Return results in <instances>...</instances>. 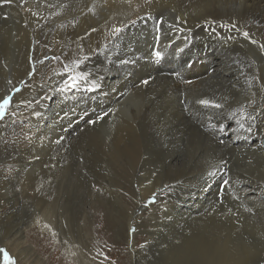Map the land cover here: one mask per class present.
Returning <instances> with one entry per match:
<instances>
[{"label":"rangeland","instance_id":"obj_1","mask_svg":"<svg viewBox=\"0 0 264 264\" xmlns=\"http://www.w3.org/2000/svg\"><path fill=\"white\" fill-rule=\"evenodd\" d=\"M45 1L48 2V0ZM242 1L149 0L145 3V0H136L130 12L125 13L128 16L122 19L118 14L106 16L107 18L99 16V12L107 9L105 7L108 5L106 0H71L69 8L66 10L69 12L61 10L63 15H69L70 20H62L60 23L56 21L52 25L54 31L58 28L57 26L63 31H67L66 28H72L66 37L68 39L62 46V50H54L48 46L42 47L44 37L34 31L29 37L33 36L28 38L33 40L28 45L29 49L27 48L28 60L26 62H28L24 64L16 61L22 55L20 52H24V48L22 49L19 45V51L15 42L20 35L24 37L21 31L23 28L29 27L36 30L43 21L38 16L24 21V16L20 12L29 4L31 5L30 10L34 9L37 4L32 3L31 0H11V3H4L0 0V102L11 97L7 110L0 118V264H31L34 260L33 258L27 260L29 254L26 255L21 249L15 252L5 243L13 242H8L10 238H13V231L16 227L12 225L29 224L33 217H39L38 200H40V208L51 206L59 209L63 219L69 223L68 226H72V229L75 228L74 232L78 235L86 236L85 245L87 249L93 251L92 255L94 259L97 258L95 261L98 264H219L215 260L222 256L223 264H264V155L249 159L246 155L235 154L233 150H227L225 147L220 149V146L217 145L218 147L214 146L211 154L203 157L202 163H206L207 166H198L194 164L192 156L195 150L194 140L181 142L179 146H175V151L172 142L163 138L166 135L160 127L161 125L159 124V130L157 128L154 130L148 123H137L139 128L136 125L135 130L124 131H121L120 128L106 130L109 126H105L106 131L102 133V137L91 139L78 148L74 145V138L84 130L86 125L102 124L106 117L119 113L122 109L121 103L125 102L126 105H131L145 99L153 101L161 98L160 94L165 89L170 90L172 94L170 102L171 104L174 102L172 105L176 107L175 109L184 114L192 125H198L197 128L203 132V136L204 134L207 136L206 129L219 127L220 131L224 130L220 133V135L223 134V142L232 143L236 148L238 146L237 149L247 150L256 141L258 142L254 144L256 147L261 144L264 145V47H262L264 46V32L260 29H254L250 25L249 19L244 17L245 15L242 13L244 1ZM165 6L171 7L170 14L164 10ZM234 9H238V11ZM105 11L109 12L108 10ZM166 16H169L172 21L169 26L163 25ZM84 21L86 22L84 23ZM109 24H116V31L112 33L111 38H107V44H104L99 39L98 34ZM164 27L174 31V37L166 36L165 31H163ZM73 29L74 31H72ZM244 33L248 35L245 36ZM46 38L50 45L56 42L52 35H47ZM170 40L175 41L174 45L175 47L177 45V51L172 50V47L169 46ZM79 51L81 52L78 53ZM157 51L161 53L160 58L155 55ZM213 51L222 58L223 68L232 72L235 71L239 75L240 79L238 78V80L245 85L237 97L224 87L223 95L220 87L217 86L202 84L195 91H191L187 87L182 88L186 83L180 82H185L188 79L194 81L195 78L198 79L201 76L202 78L198 79L197 82H212L209 79H216L211 75L205 76L213 64L211 59ZM85 57L87 59H84ZM78 61L83 62L77 67L76 62ZM25 65H29L30 69L24 75ZM169 67L170 69H168ZM191 71L200 73V75L194 77ZM78 73H83L86 78H79ZM162 74L177 77L176 81L175 78L164 77ZM109 76H112L113 80L109 79ZM72 77H77L75 87L71 86ZM177 81L182 88L181 91L179 88L173 87V83ZM159 82H163V84H159ZM141 88L143 89L139 92ZM50 93L58 96L55 103L49 102L48 94ZM193 93L197 95V98ZM205 98L208 101L206 105L201 103L203 99V101L206 100ZM212 101L214 106H222L223 112L218 108L210 107ZM126 109L129 108L126 107ZM104 111L107 114H102L105 113ZM163 111L165 110L163 109ZM90 112L95 115L93 118L90 115L89 118L87 114H80ZM199 112L206 113L212 118L210 119L206 114L207 118L201 120L195 118ZM209 112H213L212 115ZM99 113L101 115H98ZM125 114L129 113L125 110L122 116H126ZM52 117L53 119L56 117L58 120L55 123L56 132L54 131L53 138L58 135L63 139L53 142L61 146L51 144L52 149H57L53 155L56 160L63 155L62 163L66 164L68 168L63 173L64 181H57L56 183L57 178L54 177L51 182L46 184V176L40 170L41 168L36 171L30 169L41 159L34 154L33 142L37 134L33 135L28 127L30 123L45 118H50L53 122ZM161 119H164V116H161ZM9 120L12 121L10 125L7 123ZM82 120H85V123ZM135 120L141 121L138 118ZM129 121L131 124L135 123L132 118ZM114 124L116 125V123ZM141 124L145 126V129ZM211 125L212 127H210ZM73 128L75 129L71 132L72 136L67 137L66 132ZM118 139H123L126 147L122 145L120 150L117 148L118 146L115 145V147L113 142ZM72 145L74 146L72 147ZM168 145L171 146L168 147ZM137 147L142 148V151ZM27 152L29 153L28 156ZM115 152L119 153L116 154ZM106 153H112V155ZM173 154L179 155L182 161L184 160V167L172 164L176 160L175 157H172ZM138 156L141 158H138L139 161L136 158ZM16 161L17 164H15ZM43 164L42 168L45 169V161ZM144 165L148 167H144ZM19 171L31 173L32 178L30 176L29 178L32 182L43 180L42 183L44 184L40 186V189H36L34 185L28 186V188L30 187L29 191L28 189L25 191L20 187L19 182H16V172ZM171 175L172 177L175 176L172 178ZM9 177H15L11 184L8 183ZM207 182L212 186L211 190H214V193L211 194L213 197L209 196L206 200L202 199L199 202L202 196H207L209 193L207 195L203 193ZM246 185L253 189V194L245 195L242 192V187H247ZM26 193L31 196L26 195ZM48 198H50L51 203ZM140 199L142 200L140 201ZM8 211L12 214L17 212L10 219L9 216H6ZM34 211L36 212L35 216ZM201 220L202 222H200ZM79 223L82 225L79 226ZM88 223L92 225L93 232L88 230ZM93 225H98L101 230V233H97V237L95 236L96 238L94 237L95 234L93 235L95 231ZM127 227H134L137 230L140 245L146 241L137 256L131 253V246L127 243V238L133 234L128 231ZM34 229L28 231L27 240L33 247L34 254L40 257L41 264H49V257L53 254L57 258L65 257L62 249L59 251L55 249V242L46 247L49 239L45 234H35ZM162 231L163 233H161ZM95 243L100 246L95 245ZM203 243L205 244L203 245ZM90 244L92 245L90 246ZM94 250H97L99 254L95 253ZM66 258L67 256L62 258L61 264L68 262V264H77L68 258L66 260Z\"/></svg>","mask_w":264,"mask_h":264},{"label":"bare ground","instance_id":"obj_2","mask_svg":"<svg viewBox=\"0 0 264 264\" xmlns=\"http://www.w3.org/2000/svg\"><path fill=\"white\" fill-rule=\"evenodd\" d=\"M32 1V3L34 2V3H36L37 5L35 6V8L34 9H31L30 10V8H31V5L29 4L28 5V7H25V8H23V10L20 12V13H22V15L24 16V21H28V20H30V19H32L33 17H35V16H38L43 22H42V25L39 27V28H37L36 30H32V29H30L29 27H25V28H23V30H21L22 32H23V35H24V37L23 36H21L20 35V37H19V39L15 42V46L19 49V51H20V46L22 47V49L24 48V52L23 51H21L20 53H22V55H20L19 57H18V59L16 60L18 63H24V64H27V62H26V60H28L27 59V55H28V50H27V48H28V45L32 42V40L33 39H31V40H29L28 38H31V37H29V35L31 34V33H33L34 31H36V32H38L39 34H41L43 37H44V39L42 40V47L44 46V48H46L47 46L48 47H51V48H53L54 50H62V46L65 44V41L68 39H66V37H67V35L68 34H70L69 32L71 31V29H67L66 28V30L67 31H63V30H61V29H59L60 27L59 26H57L58 28L54 31V28H53V24L57 21L58 23H60L62 20H65V21H69L70 20V17H69V15L68 14H66V15H63V12H61V10H67L68 8H69V4H70V1L71 0H48V2H46L45 0H41V1H33V0H31ZM88 1H90V0H88ZM134 1H136V0H131V3H128L127 2V0H106V2H107V6H105L107 9H105V10H108L109 12H106L105 10L104 11H101V12H99V16L100 17H106V16H110V15H112V14H114L115 16H116V14H118L119 15V17L120 18H125L126 16H128V15H126L125 13L126 12H130V9H131V7H132V5H133V3H134ZM166 1H171V0H166ZM244 1V3H243V9H242V13L245 15L244 17H246V18H248L249 19V22H250V25L251 26H253V28L254 29H260L261 31H263L264 32V0H243ZM242 1V2H243ZM95 5V4H94ZM166 5H168V4H166ZM38 6H39V8H38ZM76 7V6H75ZM93 7V6H92ZM46 10V11H45ZM90 10V9H89ZM98 10V9H97ZM164 10H166L167 11V13L168 14H170V12H171V7L170 6H165L164 7ZM235 11H238V9H234ZM70 11L72 12L73 10L71 9V7H70ZM91 11V10H90ZM67 12V11H66ZM69 12V11H68ZM67 12V13H68ZM90 13H92V12H90ZM129 14V13H128ZM138 14V13H137ZM87 15V14H86ZM94 15V14H93ZM50 18H52V19H50ZM78 16H80V15H78ZM88 16V15H87ZM76 17V16H75ZM113 17V16H112ZM160 17V16H159ZM36 18V17H35ZM73 18V17H72ZM95 18V17H94ZM107 18V17H106ZM130 19V18H129ZM39 20V19H38ZM74 20V19H73ZM78 20V19H77ZM81 20V19H80ZM95 20V19H94ZM104 20V19H103ZM107 20V19H106ZM75 21H76V19H75ZM97 21V20H96ZM34 22V21H33ZM70 22H72V21H70ZM82 22H83V20H82ZM86 21H84V23H85ZM107 22V21H106ZM110 22V21H109ZM114 22V21H113ZM116 22V21H115ZM172 21L170 20V17L169 16H166L165 17V21H163V25H165V26H169L170 24H172L171 23ZM68 23V22H67ZM103 23V22H102ZM158 23V22H157ZM69 24V23H68ZM75 24H76V22H75ZM74 24V25H75ZM97 24V23H96ZM105 24V23H104ZM123 24V23H122ZM155 24V23H154ZM57 25V24H56ZM59 25H61V24H59ZM76 26V25H75ZM118 26V25H117ZM104 27V26H103ZM115 27H116V24H109V25H106L100 32H99V34H98V37H99V39L100 40H102L103 42H104V44H107L106 42H107V38H111V36H113L112 35V33L114 32V31H116L115 30ZM121 27V26H120ZM64 28H65V26H64ZM82 28H83V26H82ZM91 28V27H90ZM166 28H168V27H164V30L163 31H165V34H166V36L167 35H170L171 37H174L173 35L175 34V32L174 31H172V30H170L169 28L168 29H166ZM166 29V30H165ZM199 29V28H198ZM20 30V29H19ZM98 30V29H97ZM158 30H159V28H158ZM72 31H74V29L72 30ZM111 31V33H109ZM160 31V30H159ZM162 31V32H163ZM22 32H21V34H22ZM84 32V31H83ZM98 32V31H97ZM161 32V33H162ZM94 33V32H93ZM38 34V35H39ZM18 35H19V33H18ZM47 35H52V37H53V39L54 40H56V42H54L52 45H50L49 43H48V41H47ZM90 35V34H89ZM96 35V34H95ZM72 36H74V35H72ZM80 36V35H79ZM79 36H76L77 38H79ZM71 37V36H70ZM90 37V36H89ZM121 37V36H120ZM165 37V36H164ZM25 38L27 39L26 41H25ZM35 38H38V37H36L35 36ZM82 38V37H81ZM88 38V37H87ZM97 38V37H96ZM118 38V37H117ZM211 38V37H210ZM39 39V38H38ZM70 39V38H69ZM118 39H120V38H118ZM35 40V39H34ZM37 40V39H36ZM93 40V39H92ZM166 40V39H165ZM175 40V39H174ZM174 40H170V42H169V46H171L172 47V50L174 49V50H178V49H176V47H177V45H176V47H175V41ZM73 41H75V40H73ZM83 41V40H82ZM226 41V40H225ZM97 42V41H96ZM116 42H118V41H116ZM14 43V42H13ZM70 43V42H69ZM83 43H84V41H83ZM217 43V42H216ZM79 44H81V43H79ZM103 44V45H104ZM177 44V43H176ZM181 44V43H180ZM205 44V43H204ZM203 44V45H204ZM20 45V46H19ZM32 46V45H31ZM87 46H88V43H87ZM180 46V45H179ZM70 47V46H69ZM104 47V46H103ZM186 47H188V46H186ZM207 47V46H206ZM212 47V46H211ZM189 48V47H188ZM209 48V47H208ZM29 49V48H28ZM31 49V48H30ZM34 49V48H33ZM105 49V48H104ZM158 49V48H157ZM179 49H181V48H179ZM197 49V48H196ZM35 50V49H34ZM33 50V51H34ZM40 50V49H39ZM46 50V49H45ZM65 50V49H64ZM74 50V49H73ZM80 50V49H79ZM88 50V49H87ZM105 50H107V49H105ZM212 50V49H211ZM48 51V50H47ZM86 51V50H85ZM89 51V50H88ZM94 51V50H93ZM97 51V50H96ZM108 51V50H107ZM30 52V51H29ZM44 52V51H43ZM51 52V51H50ZM72 52V51H71ZM76 52V51H75ZM81 51H79L78 53H80ZM175 52V51H174ZM179 52V51H178ZM182 52V51H181ZM203 52V51H202ZM206 52V51H205ZM34 54H35V51L33 52ZM45 53V52H44ZM68 53V52H67ZM82 53H86V52H82ZM90 53V52H89ZM150 53V52H149ZM195 53V52H194ZM199 53V52H198ZM122 54V53H121ZM233 54V53H232ZM31 55V54H30ZM54 55V54H53ZM81 55H83V54H81ZM186 55V54H185ZM57 56V55H56ZM62 56V55H61ZM195 56V55H194ZM209 56V55H208ZM31 57V56H30ZM84 57V56H83ZM16 58V57H15ZM174 58H176V57H174ZM33 59V58H32ZM177 59V58H176ZM179 59V58H178ZM211 59H212V62H213V64H212V67L210 68V70L207 72V74L205 73V76H207V75H211L212 77H216V79H209V80H212V82H204V81H202V82H197V80L198 79H200V78H202V76L201 77H199L198 79H196L195 78V80L194 81H190L189 79V81L187 80V81H185L186 79L185 78H182V79H185V80H183V81H185V82H180V83H186V84H184V86L182 87V88H184V87H187L188 89H191V91H195L200 85H202V84H205V85H211V86H217V87H220V90H221V94L223 95V89L224 88H226V89H228L229 90V92L230 93H232V94H234V96L235 97H237V95H239L238 93L239 92H241V91H243V89L245 88V85L243 84V82H241V81H239L238 80V78H239V75L234 71V72H232V71H230V70H228V69H225V68H223V64H224V62H222V58H220L218 55H217V53L216 52H212L211 53ZM82 60V59H81ZM166 60H168V59H166ZM186 60V59H185ZM201 60V59H200ZM41 61V60H40ZM171 61V60H170ZM178 61V60H177ZM32 62V61H31ZM38 62V61H37ZM45 62V61H44ZM51 62V61H50ZM161 62H162V60H161ZM13 63V62H12ZM98 63V62H97ZM169 63V62H168ZM190 63V62H189ZM29 64V63H28ZM31 64V63H30ZM43 64V63H42ZM227 65V64H226ZM18 66V65H17ZM37 66V65H36ZM44 66V65H43ZM165 66V65H164ZM228 67H229V65H227ZM116 67V66H115ZM210 67V66H209ZM227 67V68H228ZM16 68V67H15ZM34 68V67H33ZM88 68V67H87ZM112 68V67H111ZM175 68V67H174ZM30 69V67H29V65H25L24 66V75L25 74H27V72H28V70ZM160 69V68H159ZM168 69H170V67L168 68ZM97 70V69H96ZM17 71V70H16ZM20 71V70H19ZM31 71V70H30ZM182 71V70H181ZM110 72V71H109ZM171 72V71H170ZM22 73V72H21ZM94 73V72H93ZM108 73V72H107ZM159 73H161V72H159ZM184 73V72H183ZM185 73H187L186 71H185ZM29 74V73H28ZM106 74V73H105ZM171 74V73H170ZM189 74V73H188ZM188 74H186V75H188ZM191 74L195 77V76H198V75H200V73H196V72H194V71H191ZM30 75V74H29ZM112 75V74H111ZM162 75H164V77L165 76H170L171 78L173 77V79L175 78L174 76H172V75H166V74H162ZM183 75V74H182ZM185 75V76H186ZM32 76V75H31ZM101 76V75H100ZM113 76V75H112ZM112 76H109L108 78L109 79H112ZM123 76V75H122ZM177 76V75H176ZM205 76H203V77H205ZM22 77V76H21ZM29 77V76H28ZM45 77V76H44ZM51 77V76H50ZM49 77V78H50ZM163 77V76H162ZM177 78V77H176ZM176 78H175V81H176ZM189 78V77H188ZM191 78V77H190ZM208 78V77H207ZM24 79V78H23ZM26 79V78H25ZM166 79V78H165ZM240 79V78H239ZM20 80V79H19ZM64 80V79H63ZM108 80V79H107ZM113 80V79H112ZM118 80H119V78H118ZM181 80V79H180ZM29 81V80H28ZM54 81H55V79H54ZM213 81H215V82H213ZM20 82V81H19ZM18 82V83H19ZM53 82V81H52ZM58 82V81H57ZM29 83H30V81H29ZM54 83V82H53ZM52 83V84H53ZM96 83V82H95ZM104 83V82H103ZM111 83V82H110ZM122 83V82H121ZM173 83V82H172ZM59 84V83H58ZM101 84V83H100ZM122 84H124V83H122ZM121 84V85H122ZM159 84H163V82H159ZM169 84V83H168ZM168 84H167V87H168ZM174 84V86L173 87H175V88H179V90L180 89H182V88H180L181 86H180V84L178 83V81L177 82H174L173 83ZM96 85V84H95ZM116 85V84H115ZM101 86V85H100ZM117 86V85H116ZM61 87V86H60ZM124 87V86H123ZM126 87V86H125ZM201 87V86H200ZM224 87V88H223ZM121 88V87H120ZM203 88V87H202ZM47 89V88H46ZM108 89V88H107ZM118 89V88H117ZM122 89V88H121ZM121 89H120V91H121ZM143 88H141L140 90H139V92L142 90ZM211 89V88H210ZM43 90V89H42ZM102 90V89H101ZM119 90V89H118ZM187 90V89H186ZM247 90V88L245 89V91ZM114 91V90H113ZM135 91H137L136 89H135ZM160 91H161V89H160ZM181 91V90H180ZM184 91V90H183ZM202 91V90H201ZM4 92V91H3ZM54 92V91H53ZM58 92V91H57ZM112 92V91H111ZM200 92V91H199ZM198 92V93H199ZM212 92V91H211ZM215 92V91H214ZM218 92H220V91H218ZM217 92V93H218ZM55 93V92H54ZM60 93V92H59ZM114 93H115V91H114ZM117 93V92H116ZM188 93V92H187ZM206 93H207V91H206ZM244 93V92H243ZM120 94V93H119ZM174 94V93H173ZM185 94V93H184ZM194 94V93H193ZM200 94V93H199ZM203 94V93H202ZM210 94H212V93H210ZM69 95V94H68ZM127 95V94H126ZM125 95V96H126ZM162 97L161 98H157L156 100H153V101H149V100H143V101H140V102H138V103H136V104H128V105H126L127 103H125V102H123V103H121V108L122 109H120V111H119V113H114L113 115H111V116H109V117H106V119L103 121V123L102 124H90V125H86L83 129L84 130H82V129H79V130H82L79 134H78V136L77 137H75L74 139H75V147L76 148H78V147H81V146H83L85 143H87L89 140H91V139H94V138H97V137H102V133L104 132V131H106V130H114L115 128H120L121 129V131H124V130H135L136 128V125H138L137 123H148V124H150L151 125V127L152 128H154V130H155V128H157L158 130H159V124L161 125L160 127L164 130V134L166 135V136H163V138L166 140H168V142H172V147L174 146V150H175V146H179L180 144H181V142H184L185 140H187V141H190V140H194L195 141V150H194V153L192 154V156H193V160H194V164L195 165H198V166H203V167H206L207 166V164L206 163H202L203 162V157H205V156H207V155H209V154H211V152H212V150H213V148H215V147H218V146H220V149H223V148H221V147H225V149H231V151L233 150L234 152L233 153H235V154H242V155H246L247 157H249V159L250 158H254V157H257V156H263L264 155V145H260V146H258V147H256L254 144H256V143H258L257 141L253 144V146L252 147H250L249 149H247V150H243V149H237L238 148V146H237V148H236V146L235 145H232V143H228V142H223V134L222 135H220V133L221 132H223L224 130H219V127H214V128H208V129H206V133H207V136L204 134V136H203V132L199 129V128H197V126L198 125H192L191 124V122H190V120L184 115V114H182V113H180V112H178V110H176L175 108V106L174 105H172L171 104V100H172V98H171V96H172V94H171V92H170V90H164L161 94H160ZM175 95V94H174ZM187 95V94H186ZM192 95V94H191ZM194 95H196V94H194ZM213 95V94H212ZM61 96V95H60ZM119 96H121V95H119ZM176 96V95H175ZM205 96V95H204ZM210 96V95H209ZM58 97V96H57ZM56 97V95H52V93H50V94H48V98H49V102L50 103H55L56 102V100L58 99ZM92 97V96H91ZM114 97V96H113ZM117 97V96H116ZM201 97H202V95H201ZM117 98H119V97H117ZM183 98V97H182ZM195 98V97H194ZM196 98H197V95H196ZM195 98V99H196ZM203 98V97H202ZM51 99V100H50ZM111 99V98H110ZM176 99H178V98H176ZM193 99V98H192ZM199 99H200V97H199ZM206 99V98H205ZM210 100H211V97L209 98ZM219 99V98H218ZM222 99V98H221ZM31 100V99H30ZM35 99L33 98V101H34ZM118 100H120V99H118ZM186 100V99H185ZM204 100V99H203ZM202 100V101H203ZM215 100H217V99H215ZM104 102H105V100H103ZM110 101H112V100H110ZM109 101V102H110ZM184 101V100H183ZM187 101V100H186ZM189 101H191V100H189ZM197 101V100H196ZM205 101H207V99L205 100ZM214 101V100H213ZM213 101H212V103H211V105H210V107H215V108H218V109H220L221 111H222V106H219V105H217V106H214V104H213ZM242 101V100H241ZM90 102V101H89ZM116 102V101H115ZM199 102V101H198ZM197 102V103H198ZM214 102H216V101H214ZM217 102H220V101H217ZM93 103V102H92ZM102 103V102H101ZM111 103V102H110ZM176 103V102H175ZM190 103V102H189ZM192 103V102H191ZM190 103V104H191ZM195 103V102H194ZM90 104V103H89ZM103 104V103H102ZM177 104V103H176ZM184 104H186V103H184ZM189 104V105H190ZM203 104V103H202ZM212 104H213V106H212ZM53 105V104H52ZM99 105V104H98ZM181 105H183V104H181ZM187 105V104H186ZM197 105V104H196ZM206 105V104H205ZM204 105V106H205ZM208 105V106H209ZM19 106V105H18ZM106 106V105H105ZM134 106V109H132V107ZM195 106V105H194ZM193 106V107H194ZM44 107V106H43ZM48 107V106H47ZM97 107V106H96ZM95 107V108H96ZM99 107V106H98ZM126 107L127 108H129L128 110L126 109ZM188 107V106H187ZM186 107V108H187ZM42 108V107H41ZM109 108V107H108ZM47 109V108H46ZM59 109V108H58ZM130 109H132V110H130ZM163 109L165 110V111H163ZM190 109V108H189ZM194 109V108H193ZM13 110H15V109H13ZM43 110V109H42ZM72 110V109H71ZM126 110V112L127 113H129V114H125L126 116H122V114H124V111ZM198 110V109H197ZM212 110V109H211ZM217 110V109H216ZM19 111V110H18ZM47 111V110H46ZM51 111H52V109H51ZM113 111V110H112ZM186 111V110H185ZM205 111V110H204ZM203 111V112H204ZM21 112V111H20ZM105 112V111H104ZM191 112V111H190ZM193 112V111H192ZM220 112V111H219ZM218 112V113H219ZM223 112V111H222ZM48 113V112H47ZM56 113V112H55ZM70 113V112H69ZM184 113V112H183ZM185 113H188V112H185ZM194 113H196V112H194ZM193 113V114H194ZM208 113V112H207ZM212 113L213 112H209V114H211L212 115ZM216 114H217V112H215ZM214 113V114H215ZM252 113V112H251ZM9 114H11V113H9ZM36 114V113H35ZM40 114V113H39ZM43 114V113H42ZM50 114V113H49ZM80 114H87V116L89 117V115H90V117L91 118H93L95 115L92 113V112H90V113H80ZM102 114H107L106 112L105 113H102ZM109 114V113H108ZM192 114V113H191ZM206 114V113H205ZM205 114H202L201 112H199L198 113V115H197V117H195V118H200V120L202 119V118H205L206 116H205ZM220 114V113H219ZM98 115H101V113H99ZM207 115V114H206ZM13 116V115H12ZM30 116V115H29ZM45 116V115H44ZM122 116V117H121ZM161 116H164V119H161ZM189 116V115H188ZM208 116V115H207ZM223 116V115H222ZM33 117V116H32ZM32 117H31V119H32ZM61 117V116H60ZM89 117V118H90ZM177 119H176V118ZM193 117H194V115H193ZM209 117V116H208ZM28 118V117H27ZM42 118V117H41ZM51 118V117H50ZM50 118H45V119H43V120H41V121H38V122H32V123H30V125H29V127H28V130L31 132V133H33V135L34 134H37L36 135V137H35V140H34V142H33V144H34V147H35V152H34V154H35V156L37 157V156H39V158L41 159V161H39L36 165H32L31 166V170H38V169H40V170H42V172L44 173V176H46V184L48 183V182H51L52 181V178H54L55 177V179H56V183H57V181L58 182H62V181H64V176H63V173L65 172V170L68 168V166L66 165V164H64V163H62V156L63 155H61L57 160H56V158H55V156L53 155V153L54 152H56L57 151V149H52L51 148V144H54L53 142H55L56 140H63L60 136H58V135H56V136H54V138H53V134L56 132L55 131V123H56V121H58L57 119H56V117H54V119H53V117H52V121L53 122H51V119ZM59 118V117H58ZM130 118H132V120H134L135 121V123H130V121H129V119ZM136 118H138V119H141V121L140 120H135ZM207 118V117H206ZM210 118V117H209ZM212 118V117H211ZM210 118V119H211ZM222 118V117H221ZM8 119H10V118H8ZM102 119V118H101ZM192 119V118H191ZM217 119V118H216ZM29 120V119H28ZM196 120H198V119H196ZM205 120V119H204ZM222 120H223V118H222ZM221 120V121H222ZM94 121H96V120H94ZM99 121V120H98ZM207 121H208V119H207ZM206 121V122H207ZM210 121V120H209ZM3 122H4V120H3ZM82 122L83 123H85V120H82ZM198 122V121H197ZM202 122V121H201ZM229 122V121H228ZM228 122H226L227 124H228ZM7 123L10 125V123H12V121H7ZM97 123V122H96ZM114 123H116V125L114 124ZM7 124V125H8ZM216 124V123H215ZM215 124H214V126H215ZM20 125V124H19ZM83 125V124H82ZM142 126H143V128L145 129V126L143 125V124H141ZM213 125V124H212ZM212 125L210 126V127H212ZM220 125V124H219ZM105 126H109L108 127V129H106L105 130ZM141 126V127H142ZM24 127H26V126H24ZM58 127V126H57ZM61 127V126H60ZM138 128H139V125L137 126ZM2 129V128H1ZM75 128H73V129H70V130H68V132H66L67 133V137H71L72 136V134H71V132L74 130ZM141 129V128H140ZM7 130V129H6ZM17 130V129H16ZM53 131V132H52ZM55 131V132H54ZM60 131V130H59ZM118 131V130H117ZM115 132V131H114ZM126 132V131H125ZM124 132V133H125ZM128 132V131H127ZM107 133H108V131H107ZM158 132L156 131V134H157ZM61 134V133H60ZM59 134V135H60ZM63 134H64V132H63ZM121 134V133H120ZM215 134V135H214ZM228 134V133H227ZM233 134H235V133H233ZM26 135H28V134H26ZM104 135V134H103ZM106 135V134H105ZM118 135V134H117ZM236 135V134H235ZM234 135V136H235ZM238 137V136H237ZM236 137V138H237ZM25 138V137H24ZM65 138V137H64ZM120 138V137H119ZM122 138V137H121ZM229 138V137H228ZM235 138V137H234ZM233 138V139H234ZM247 138H249V137H247ZM72 139V138H71ZM232 139V140H233ZM20 140V139H19ZM66 140V139H65ZM126 140V139H125ZM231 140V139H230ZM33 141V140H32ZM72 141V140H71ZM216 141V142H215ZM219 141V142H218ZM29 142V141H28ZM68 142H70V141H68ZM215 144H214V143ZM231 142V141H230ZM264 142V141H263ZM262 142V143H263ZM72 143V142H71ZM143 143V142H142ZM226 144V145H224V144ZM21 144V143H20ZM20 144H18V145H20ZM27 144H29V143H27ZM113 144H114V146L116 145V146H118L117 148L120 150V148H121V146L122 145H124L125 146V142L123 141V139L121 140V139H118V140H116V141H114L113 142ZM131 144V143H130ZM235 144V143H234ZM54 145H56V144H54ZM65 145V144H64ZM69 145H71V144H69ZM74 145H72V147L74 146ZM128 145V144H127ZM140 145V144H139ZM218 145V146H217ZM56 146H61V145H56ZM66 146V145H65ZM115 146V147H116ZM169 146H171V145H168V147ZM215 146V147H214ZM242 146V145H241ZM246 146V145H245ZM69 147H71V146H69ZM126 147V146H125ZM143 147V146H142ZM166 147V146H165ZM229 147V148H228ZM253 147H254V149H253ZM21 148V147H20ZM20 148H18L19 150H20ZM54 148V147H53ZM139 147H137V149H138ZM144 148V147H143ZM242 148V147H241ZM74 149V148H73ZM116 149V148H115ZM140 149V148H139ZM142 149V148H141ZM140 149V151H142ZM161 149V148H160ZM170 149V148H169ZM219 149V150H220ZM28 150V149H27ZM217 150V149H216ZM24 151V150H23ZM110 151V150H109ZM108 151V152H109ZM124 151V150H123ZM133 151V150H132ZM176 151V150H175ZM19 152V151H18ZM25 152V151H24ZM106 152V151H105ZM133 152H136V151H133ZM159 152V151H158ZM165 152V151H164ZM173 152V151H172ZM222 152V151H221ZM21 153V152H20ZM26 153V152H25ZM28 153V152H27ZM116 154H118L117 152H115ZM128 153H130V152H128ZM138 153H139V150H138ZM137 153V154H138ZM160 153V152H159ZM161 153H162V151H161ZM167 153V152H166ZM64 154V153H63ZM104 154V153H103ZM102 154V155H103ZM106 154H109V153H106ZM134 154V156H136L135 155V153H133ZM133 154H131V155H133ZM142 154V153H141ZM141 154H139V156L141 157ZM29 155V153L27 154V156ZM109 155H112V153L111 154H109ZM123 155V154H122ZM116 156V155H115ZM118 156V155H117ZM136 157L137 159L139 158V159H141L140 157ZM164 156H165V154H164ZM112 157H114V156H112ZM128 157H129V155H128ZM166 157V156H165ZM172 157H175V161H173V163L172 164H174L175 166H177V165H180L181 167H184L183 166V162H184V160L182 161V159H181V157L179 156V155H176V154H173L172 155ZM35 158V157H34ZM65 158V157H64ZM121 158H122V156H121ZM246 158V157H245ZM118 159H119V156H118ZM129 159V158H128ZM139 159H138V161H139ZM153 159V158H152ZM165 159V158H164ZM163 159V160H164ZM205 159V158H204ZM116 160V159H115ZM130 160V159H129ZM147 160V159H146ZM209 160V159H208ZM15 161V160H14ZM43 161H45V169H43L42 168V166L44 165L43 164ZM111 161H112V159H111ZM119 161V160H118ZM126 161H127V159H126ZM143 161H145V160H143ZM207 161V160H206ZM205 161V162H206ZM33 162V161H32ZM115 162H117V161H115ZM109 163H111V162H109ZM118 163H120V162H118ZM125 163V162H124ZM132 163V162H131ZM130 163V164H131ZM168 163V162H167ZM15 164H17V161H16V163ZM29 164V163H28ZM31 164V163H30ZM114 164V163H113ZM145 164H146V162H145ZM73 165V164H72ZM111 165V164H110ZM118 165V164H117ZM173 165V166H174ZM186 165V164H185ZM18 166V165H17ZM28 166V165H27ZM135 166H136V164H135ZM134 166V167H135ZM139 166V165H138ZM174 166V167H175ZM21 167V166H20ZM144 167H148L147 165L145 166L144 165ZM154 167V166H153ZM164 167V166H163ZM187 167V166H186ZM166 168V167H165ZM21 169H23V168H21ZM29 169V170H30ZM47 169V170H46ZM129 169H131V168H129ZM134 169V168H133ZM137 169H138V167H137ZM141 169V168H140ZM169 169V168H168ZM179 169V168H178ZM20 170V169H19ZM24 170H25V168H24ZM127 170V169H126ZM139 170V169H138ZM190 170V169H189ZM94 170H92V172H93ZM191 171V170H190ZM32 172V171H31ZM72 172V171H71ZM95 172V171H94ZM108 172V171H107ZM204 172V171H203ZM111 173V172H110ZM130 173V172H129ZM177 173V172H176ZM208 173H210V172H208ZM208 173H207V175H208ZM223 173V172H222ZM30 174L31 173H29V172H24V171H19V172H16V182L18 183L19 182V184H20V187L22 188V189H25V191L28 189V191H29V188H28V186H31V185H34V187L36 186V189H40V186L42 185V184H44V183H42V181L41 182H32L31 181V176H30ZM40 174V173H39ZM184 174V173H183ZM206 174V173H205ZM213 174V173H212ZM41 175H42V173H41ZM41 175H38L39 177L41 176ZM69 175V174H68ZM113 175V174H112ZM169 175V174H168ZM194 175V174H193ZM29 176L31 177V178H29ZM43 176V175H42ZM107 176V175H106ZM111 176V175H110ZM175 176V175H174ZM173 176V177H174ZM184 176V175H183ZM197 176H198V174H197ZM91 177V176H90ZM108 177H109V175H108ZM107 177V178H108ZM171 177H172V175H171ZM172 177V178H173ZM193 177V176H192ZM201 177H203V176H201ZM213 177V176H212ZM35 178V177H34ZM214 178V177H213ZM15 179V177L14 178H12V177H9L8 178V183L9 184H11L12 183V180H14ZM148 179V178H147ZM151 179V178H150ZM212 179V178H211ZM217 179V178H216ZM45 180V179H44ZM178 180V179H177ZM204 180V179H203ZM209 180V179H208ZM110 181V180H109ZM147 181V180H146ZM184 182H185V180H183ZM132 182V181H131ZM145 182V181H144ZM166 182V181H165ZM209 182H211V181H209ZM216 182V181H215ZM55 183V182H54ZM169 183V182H168ZM167 183V184H168ZM195 183V182H194ZM59 184V183H58ZM150 184V183H149ZM148 184V185H149ZM204 184V183H203ZM165 185V184H164ZM213 185V184H212ZM55 186V185H54ZM166 186V185H165ZM214 186V185H213ZM247 186V185H246ZM53 187V186H52ZM145 187V186H144ZM161 187V186H160ZM166 187H168V186H166ZM211 185L207 182V184L205 185V188H204V190H203V193H204V195H207V193H208V195L207 196H202L201 197V199L199 200V202L200 201H202V199L204 200H206V198H208L209 196H211V198L213 197L211 194H213L214 193V190H211ZM31 188H33V187H31ZM62 188V187H61ZM142 188V187H141ZM201 188V187H200ZM53 189V188H52ZM143 189V188H142ZM141 189V190H142ZM162 189V188H161ZM202 189V188H201ZM63 190V189H62ZM113 190V189H112ZM115 190V189H114ZM145 190V189H144ZM177 190V189H176ZM187 190V189H186ZM185 190V191H186ZM189 190V189H188ZM191 190V189H190ZM24 191V192H25ZM179 191V190H178ZM182 191V190H181ZM200 191V190H199ZM31 192V191H30ZM29 192V193H30ZM55 192V191H54ZM113 192V191H112ZM151 192V191H150ZM162 192V191H161ZM161 192H159V193H161ZM242 192L246 195V194H248V195H251V194H253L254 193V191H253V189L252 188H250V187H242ZM29 193H26V195L28 194L29 195ZM51 193H52V191H51ZM56 193H58V192H56ZM149 193V192H148ZM152 193V192H151ZM157 193H158V191H157ZM176 193H178V192H176ZM202 193V192H201ZM40 194V193H39ZM219 194V193H218ZM260 194V193H259ZM33 195V194H32ZM57 195V194H56ZM220 195V194H219ZM29 196H31V195H29ZM44 196V195H43ZM146 196V195H145ZM151 196V195H150ZM163 196V195H162ZM185 196H187V195H185ZM189 196V195H188ZM255 196V195H254ZM48 197V196H47ZM51 197H52V195H51ZM50 197V198H51ZM58 197V196H57ZM57 197H56V199H57ZM143 197H144V195H143ZM220 197H221V195H220ZM247 197V196H246ZM38 198V197H37ZM50 198H48V200H49V202H50ZM55 198V197H54ZM186 198V197H185ZM188 198V197H187ZM222 198H223V196H222ZM40 199V198H39ZM147 199V198H146ZM142 199H140V201H141ZM161 200V199H160ZM188 200V199H187ZM194 200V199H193ZM198 200V199H197ZM34 201V200H33ZM51 201H53L54 202V200L53 199H51ZM63 201V200H62ZM61 201V202H62ZM213 201V200H212ZM221 201V200H220ZM14 202V201H13ZM143 202H144V200H143ZM161 202V201H160ZM159 202V203H160ZM198 202V203H199ZM205 202V201H204ZM222 202V201H221ZM47 203V202H46ZM51 203V202H50ZM56 203H57V201H56ZM135 203V202H134ZM179 203V202H178ZM195 203V202H194ZM35 205H36V203H34ZM94 204V203H93ZM176 204V203H175ZM213 204V203H212ZM259 204V203H258ZM37 205H38V208H37V210H38V214H39V217L37 218V216L36 217H33L32 219H31V222H29V224H25V225H19V224H17V225H12L13 227H15V229H14V231H13V238H10V240L8 241V242H10V241H13V242H11V243H5L6 245H8L9 247H10V249L11 250H13V251H15V252H17L19 249H21L22 251H23V253H26V255H28V259L27 260H29V258H33L34 260L31 262V264H41V261H39L40 260V257L39 256H37L36 254H34V250H33V247L28 243V241L29 240H27V237H28V231L30 230V229H34V228H36V229H34V233L35 234H39V233H41V234H45L46 235V237H47V239H49V242H47L46 243V247H49V245L51 244V243H53V242H55L56 243V248L55 249H57L58 251L60 250V249H62L63 250V252H64V254H65V257L67 256V258L68 259H70V260H72V262H76L77 264H98L96 261H95V259H97V258H95L94 259V257H93V255H92V252L89 250V249H87V247H86V245H85V242L84 241H86L85 240V237H84V235H78L77 233H75L74 232V229H72L70 226H68L69 225V223L67 222V221H65L64 219H63V216L60 214V212H59V209H55L54 207H51V206H47V207H43V208H40V200H38L37 201ZM160 205V204H159ZM158 205V206H159ZM178 205V204H177ZM217 205V204H216ZM221 205H222V203H221ZM14 206V205H13ZM56 206H57V204H56ZM144 206V205H143ZM187 206V205H186ZM208 206V205H207ZM219 207H220V205H218ZM218 206H216V207H218ZM58 207V206H57ZM139 207V206H138ZM137 207V208H138ZM152 207V206H151ZM155 207H157V206H155ZM180 207V206H179ZM183 207V206H182ZM189 207V206H188ZM34 208H36L35 206H34ZM163 208V207H162ZM165 208V207H164ZM168 208V207H167ZM222 208V207H221ZM155 209V208H154ZM160 209V208H159ZM185 209V208H184ZM193 209V208H192ZM205 209H206V207H205ZM64 210V209H63ZM164 210V209H163ZM142 211V210H141ZM157 211H159V210H157ZM165 211V210H164ZM209 211V210H208ZM16 212L17 211H15L13 214L10 212V211H8V212H6V216H9L10 217V219H12L15 215H16ZM35 212V211H34ZM33 212V213H34ZM204 212V211H203ZM64 213V212H63ZM89 213V212H88ZM168 213V212H167ZM194 213V212H193ZM201 213H202V211H201ZM221 213H223L222 211H221ZM35 214H36V212L34 213V216H35ZM157 214H159V213H157ZM165 214V213H164ZM186 214H187V212H186ZM204 214V213H203ZM215 214V213H214ZM219 214V213H218ZM154 215V214H153ZM173 215V214H172ZM152 216V215H151ZM151 216H150V218H151ZM160 216V215H159ZM174 216V215H173ZM66 217V216H65ZM90 217V216H89ZM140 217V216H139ZM196 217V216H195ZM16 218V217H15ZM20 218V217H19ZM67 218V217H66ZM65 218V219H66ZM71 218V217H70ZM84 218V217H83ZM82 218V219H83ZM86 218V217H85ZM141 218V217H140ZM161 218V217H160ZM170 218V217H169ZM2 219V218H1ZM166 219V218H165ZM205 219V218H204ZM212 219V218H211ZM262 219V218H261ZM152 220H153V218H152ZM151 220V221H152ZM2 221V220H1ZM69 221V220H68ZM84 221V220H83ZM86 221H88V220H86ZM85 221V222H86ZM91 221V220H90ZM89 221V222H90ZM173 221V220H172ZM197 221V220H196ZM19 222V221H18ZM152 222H154V221H152ZM189 222V221H188ZM200 222H202V220L200 221ZM93 223V222H92ZM129 223V222H128ZM199 223V222H198ZM3 224H4V222H3ZM2 224V225H3ZM23 224V223H22ZM101 224V223H100ZM187 224V223H186ZM185 224V225H186ZM197 224V223H196ZM82 225V224H81ZM80 225V223H79V226H81ZM84 225V224H83ZM181 225V224H180ZM184 225V224H183ZM202 225V224H201ZM87 226H89V228H88V230L90 229V230H92V225L90 224V223H88L87 224ZM129 226V225H128ZM174 226H176V225H174ZM221 226V225H220ZM77 227V226H76ZM83 227V226H82ZM93 227H94V233H93V235H94V237L96 236L97 237V233L99 234V233H101V230H100V228L98 227V225H93ZM150 227H151V225H150ZM198 227V226H197ZM87 228V227H86ZM128 228V227H127ZM153 228V227H152ZM169 228V227H168ZM168 228H166V229H168ZM189 228V227H188ZM195 228V227H194ZM84 229V228H83ZM160 229V228H159ZM171 229V228H170ZM180 229V228H179ZM187 229V228H186ZM185 229V230H186ZM86 230V229H85ZM88 230H86V231H88ZM139 230V229H138ZM125 231V230H124ZM128 231L130 232V233H133L131 236H130V238H127L128 240H127V243H128V245H130L131 246V249H132V251H131V253L132 254H136V256H137V254L140 252V249H142L143 248V246H144V244H146V241L145 242H143L144 244L142 245H140V243L138 242V237H137V230L134 228V227H130V228H128ZM139 231H141V230H139ZM149 231V230H148ZM201 231H202V229H201ZM219 231V230H218ZM77 232H79V231H77ZM92 232H93V230H92ZM144 232V231H143ZM153 232V231H152ZM165 232V231H164ZM191 232V231H190ZM140 233V232H139ZM161 233H163V231L161 232ZM166 233V232H165ZM202 233V232H201ZM218 233H220V232H218ZM30 234V233H29ZM40 234V235H41ZM129 234V233H128ZM155 234V233H154ZM212 234V233H211ZM223 234V233H222ZM188 235V234H187ZM193 235V234H192ZM199 235H200V233H199ZM204 235V234H203ZM219 235V234H218ZM221 235V234H220ZM139 236V235H138ZM143 236V235H142ZM153 236V235H152ZM157 236V235H156ZM180 236V235H179ZM208 236V235H207ZM210 236V235H209ZM95 237V238H96ZM199 237V236H198ZM153 238V237H152ZM160 238V237H159ZM172 239V238H171ZM178 239H179V237H178ZM193 239V238H192ZM199 239V238H198ZM197 239V240H198ZM39 240V239H38ZM95 240V239H94ZM98 240V239H97ZM96 240V241H97ZM151 240V239H150ZM173 240V239H172ZM183 240V239H182ZM205 240V239H204ZM4 241V240H3ZM147 241H149V240H147ZM155 241V240H154ZM168 241V240H167ZM6 242H7V240H6ZM141 242V241H140ZM170 242V241H169ZM197 242V241H196ZM54 243V244H55ZM126 243V244H127ZM166 243V242H165ZM87 244H88V242H87ZM97 243H95V245H96ZM149 244V243H148ZM205 243H203V245H204ZM209 244V243H208ZM211 244H213V243H211ZM92 244H90V246H91ZM98 245V244H97ZM151 245V244H150ZM180 245V244H179ZM98 246H100V245H98ZM102 246V245H101ZM173 246V245H172ZM202 246V245H201ZM208 246V245H207ZM207 246H205V247H207ZM3 247V246H2ZM149 247V246H148ZM210 247V246H209ZM208 247V248H209ZM1 248V247H0ZM219 248H221V247H219ZM128 249V248H127ZM3 250V249H2ZM203 250V249H202ZM94 251H96L95 253H98L97 252V250H94ZM61 253V252H60ZM103 253V252H102ZM130 253V252H129ZM145 253V252H144ZM11 254V253H10ZM16 254V253H15ZM99 254V253H98ZM12 255V254H11ZM19 255H21L20 254V252H19ZM102 255V254H101ZM13 256V255H12ZM103 256V255H102ZM23 257H26V256H23ZM65 257H63V256H60L59 258H57L54 254L52 255V256H50L49 257V264H61L62 263V258H65ZM97 257V256H96ZM99 257V256H98ZM131 257V256H130ZM67 258H66V260H67ZM140 258V257H139ZM217 258V257H216ZM215 258V259H216ZM219 258V257H218ZM19 259V258H18ZM22 259V258H21ZM26 259V258H25ZM42 259V258H41ZM100 259V258H99ZM131 260V259H130ZM129 260V261H130ZM17 261V260H16ZM15 261V262H16ZM21 261V260H20ZM19 261V262H20ZM140 261V260H139ZM210 261V260H209ZM213 261V260H212ZM215 261H217L219 264H223V256L222 257H220L218 260H215ZM18 262V263H19ZM43 262H45L44 260H43ZM127 262V261H126ZM211 262V261H210ZM69 263V262H68ZM68 263H66V264H68ZM14 264V263H13Z\"/></svg>","mask_w":264,"mask_h":264},{"label":"snow or ice","instance_id":"obj_3","mask_svg":"<svg viewBox=\"0 0 264 264\" xmlns=\"http://www.w3.org/2000/svg\"><path fill=\"white\" fill-rule=\"evenodd\" d=\"M2 2H4V3H11V0H2ZM127 2H128V3H131V0H127ZM147 2H149V0H145V3H147ZM117 31H119V30H117ZM244 35L247 36L248 34H247V33H244ZM253 42L255 43V41H253ZM262 47H264V46H262ZM155 55H156L157 58H160L161 53H160L159 51H157V52L155 53ZM84 59H87V57H85ZM82 62H83V61H78V62H76L77 67H78L79 64L82 63ZM77 76H78L79 78H86V76H85L83 73H78ZM71 79H72V84H71V86H72V87H75L76 84H77V77H72ZM144 83H147V81H144ZM10 100H11V97H8V98H5L2 102H0V118L3 117L5 111L7 110V107H8V105H9V103H10ZM201 103H205V104H206V103H208V101H201ZM93 123H95V122L93 121ZM225 184H227V181H225ZM249 211H250V210H249Z\"/></svg>","mask_w":264,"mask_h":264}]
</instances>
